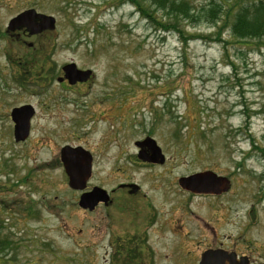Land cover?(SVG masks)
I'll return each instance as SVG.
<instances>
[{
  "label": "rangeland",
  "instance_id": "rangeland-1",
  "mask_svg": "<svg viewBox=\"0 0 264 264\" xmlns=\"http://www.w3.org/2000/svg\"><path fill=\"white\" fill-rule=\"evenodd\" d=\"M172 1L189 10L167 15L170 0H0V264H108L105 211L80 210L54 164L67 143L92 153L90 183L104 190L226 177L227 194L194 197L189 208L217 235L242 227L243 251L264 264V38L233 35L231 2L213 0L222 11L211 22V0ZM27 9L54 16V31L6 33ZM69 62L92 81L63 89L56 79ZM25 104L36 114L15 144L9 113ZM144 136L163 168L137 163Z\"/></svg>",
  "mask_w": 264,
  "mask_h": 264
},
{
  "label": "flooded vegetation",
  "instance_id": "flooded-vegetation-1",
  "mask_svg": "<svg viewBox=\"0 0 264 264\" xmlns=\"http://www.w3.org/2000/svg\"><path fill=\"white\" fill-rule=\"evenodd\" d=\"M19 32L26 35L24 30ZM93 76L92 73L85 82L69 85L61 72L56 80L62 85L63 89H71L88 85ZM60 79L62 80L59 81ZM35 114L36 112L33 118ZM147 137L150 136H144L134 142L137 163L148 169L163 168L164 163L157 164L137 158L138 153L141 152L140 150L148 156L147 147L142 146L140 149L136 145L137 142H142ZM26 140L16 143L13 139L15 144H23ZM64 146L74 148L82 146H72L67 143L58 147V157L54 164L57 165V168L62 169L65 174L60 160V151ZM88 152L91 156L92 176L95 158L90 151ZM164 162H167L166 157ZM46 164L47 162H44V166ZM90 179L87 181L84 190H73L78 193V200L83 193L90 192L93 187H103L92 185ZM153 184L151 183L150 188L146 191H142L140 185L128 181L119 183L116 188L105 189L108 195L107 202H98L91 211L79 207L77 200V207L86 213H93L99 208H103L106 217L110 221L106 243L109 250L108 264H200L202 254L207 251L223 254L225 257L230 256L231 261L234 263L254 264L250 253L243 251L242 227L238 226L235 231L228 234L217 235L213 233V227H211L210 220L206 216L195 214L189 208L194 197H218L227 194L231 188L221 194H204L194 193L180 187L178 180L168 184L165 188L153 187ZM159 194L162 196L163 203L160 202V199H156ZM179 196L181 197L180 201H178ZM165 201L166 203H164ZM246 243L251 242L247 241ZM176 260L180 262H176Z\"/></svg>",
  "mask_w": 264,
  "mask_h": 264
},
{
  "label": "water",
  "instance_id": "water-1",
  "mask_svg": "<svg viewBox=\"0 0 264 264\" xmlns=\"http://www.w3.org/2000/svg\"><path fill=\"white\" fill-rule=\"evenodd\" d=\"M19 29H25L29 35H37L43 31H53L55 29V18L36 12L35 9H27L7 23V32H14ZM64 79L68 84L74 85L77 82H85L90 74V70H79L74 63H68L61 68ZM60 79L59 81H61ZM34 115V108L29 105L15 107L10 112V119L13 123V139L16 143L23 142L29 136L30 121ZM136 145L141 149L147 147L148 156L140 150L137 158L142 161L162 164L164 156L154 139L147 137ZM60 160L62 162L65 175L68 179V187L72 190L82 191L91 176V156L89 152L81 147L64 146L60 151ZM180 187L190 190L194 193L221 194L227 192L230 183L226 177L219 176L211 171L194 173L189 176L181 177L178 180ZM108 195L105 190L99 187H93L88 193H83L78 205L83 209L92 210L98 202L106 203ZM245 260V259H243ZM227 261V262H226ZM246 261V260H245ZM200 264H240L231 261L230 256L207 251L202 254ZM241 264H246L241 262Z\"/></svg>",
  "mask_w": 264,
  "mask_h": 264
},
{
  "label": "trees",
  "instance_id": "trees-1",
  "mask_svg": "<svg viewBox=\"0 0 264 264\" xmlns=\"http://www.w3.org/2000/svg\"><path fill=\"white\" fill-rule=\"evenodd\" d=\"M173 6L167 15H175L176 11L181 14H186L189 10L184 3H176L170 0ZM231 2L227 9V15L232 13V33L234 36L240 39L260 37L264 38V0H225ZM153 5L164 8L168 0H150ZM137 6H141L137 3ZM222 4L216 1L208 2V14L207 19L214 22V18L218 16V13L222 11ZM143 7H140L142 11ZM162 30H168L167 26L161 25ZM40 50H36L38 52Z\"/></svg>",
  "mask_w": 264,
  "mask_h": 264
}]
</instances>
